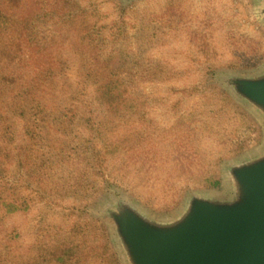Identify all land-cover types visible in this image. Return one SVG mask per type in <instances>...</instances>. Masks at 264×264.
Instances as JSON below:
<instances>
[{"label": "rangeland", "instance_id": "1", "mask_svg": "<svg viewBox=\"0 0 264 264\" xmlns=\"http://www.w3.org/2000/svg\"><path fill=\"white\" fill-rule=\"evenodd\" d=\"M24 8L39 11L27 15L46 48L40 72L58 64L50 104L74 106L33 135L16 112L0 130L1 185L20 200L0 203V264H126L107 209L127 201L152 218L180 215L194 193L225 194L229 166L264 145V124L226 83L264 72L259 0ZM106 78L118 79L113 105L97 92Z\"/></svg>", "mask_w": 264, "mask_h": 264}, {"label": "water", "instance_id": "2", "mask_svg": "<svg viewBox=\"0 0 264 264\" xmlns=\"http://www.w3.org/2000/svg\"><path fill=\"white\" fill-rule=\"evenodd\" d=\"M264 19V0H259ZM264 124V72L226 79ZM224 193H194L180 214L107 209L126 264H264V145L229 166ZM178 215V216H177Z\"/></svg>", "mask_w": 264, "mask_h": 264}, {"label": "trees", "instance_id": "3", "mask_svg": "<svg viewBox=\"0 0 264 264\" xmlns=\"http://www.w3.org/2000/svg\"><path fill=\"white\" fill-rule=\"evenodd\" d=\"M25 1L0 0V130L4 131L9 127L11 118L8 114L16 112L18 115L21 114L28 127V133L33 135L35 131L29 129L30 127L55 121V116H58L56 111H60L63 115L64 111H71L74 104L57 108H53L50 104L60 86L53 80L57 76L58 64L56 62L49 64L48 70L52 72H40L38 65L42 60L40 53H44L46 48L42 44H34L35 41L42 39L32 37V35L38 36V31L33 27L28 28L30 19L27 15L30 14L34 19L39 11H27L24 8ZM103 74H105L104 70L101 75ZM118 86V79H100L97 83L100 102L113 105V102L120 97ZM6 90L14 94L13 99L4 97ZM9 103L13 105L14 110L5 111L3 107L10 105ZM62 123L65 124L64 121ZM6 163L0 161L1 176ZM1 176V205L7 207L19 203L20 200L15 198L9 200L4 194L5 187L1 185L4 178Z\"/></svg>", "mask_w": 264, "mask_h": 264}]
</instances>
